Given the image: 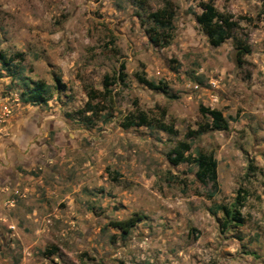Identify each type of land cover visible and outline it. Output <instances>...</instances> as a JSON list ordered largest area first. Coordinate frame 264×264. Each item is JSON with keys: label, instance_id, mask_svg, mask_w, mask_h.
Listing matches in <instances>:
<instances>
[{"label": "rangeland", "instance_id": "obj_1", "mask_svg": "<svg viewBox=\"0 0 264 264\" xmlns=\"http://www.w3.org/2000/svg\"><path fill=\"white\" fill-rule=\"evenodd\" d=\"M166 1L173 36L155 47L145 16ZM206 1L0 0L14 70L0 63V264H264V0H212L237 23L218 47L194 18ZM236 42L249 48L241 63ZM121 63L106 109L82 111ZM37 82L46 102L24 101ZM199 105L227 128L186 136L210 122ZM138 112L176 133L123 127ZM180 142L214 156L215 186L169 162ZM238 194L244 222L224 226L217 208ZM130 217L125 236L110 225Z\"/></svg>", "mask_w": 264, "mask_h": 264}, {"label": "trees", "instance_id": "obj_2", "mask_svg": "<svg viewBox=\"0 0 264 264\" xmlns=\"http://www.w3.org/2000/svg\"><path fill=\"white\" fill-rule=\"evenodd\" d=\"M201 11L199 13H194V18L199 25L201 31L205 35L208 43L213 47H218L226 41L231 36V31L237 27V23L233 21L228 16L219 12L212 3V0L206 2H201ZM175 16V10L171 2L166 1L165 4L154 11L148 12L145 16L148 22L147 35L150 43L155 47H166L170 44L172 39V31L174 29L173 20ZM141 21H143L141 19ZM236 61L241 63V57L249 52L248 46L245 44H234ZM0 63L2 68L8 72L11 78L14 77V70L11 68V60L7 59L2 53H0ZM124 64L119 65V73L116 74L112 81L108 79L107 76L103 80V90H97L93 87H88L86 90L87 101L85 102L82 111L85 113H93L95 110L99 109L105 110V106L100 105V101H110L112 98L111 90L109 87L111 83L121 82L124 79ZM137 80L142 85L146 86L150 90L156 91H166V85L162 82L156 83L154 81L148 80L144 74H136ZM57 84L59 80L56 79ZM27 91L25 92L24 101L32 103H45L46 102V89L45 85L37 82L34 83L31 88L28 89V85L25 84ZM94 103V104H92ZM111 105V104H110ZM111 107V106H110ZM199 112L202 116H208L210 122L207 121L204 124H200L197 130H189L186 136H196L207 130H222L227 128V121L222 116V113L217 109H210L204 105H199ZM148 118L146 113L138 112L137 114H131L126 117V121L123 127L129 128L133 126H150L157 127L170 134H175L176 131L171 128V126L165 125L163 122ZM190 149L189 144L186 142L178 143L172 150L173 156L169 158V162L172 165H179L181 163H191L196 166L195 176L196 179L201 184H206L211 182L212 185H216V160L214 156L209 153H199L192 156L188 153ZM240 195L238 194L235 198V202L232 208L226 206H220L217 209L222 212L223 223L222 225H227L231 223L235 226L243 224V219L241 218L237 205L239 204ZM139 218L130 217L125 220L113 221L111 226L120 231L122 235H127L129 230L133 228Z\"/></svg>", "mask_w": 264, "mask_h": 264}]
</instances>
